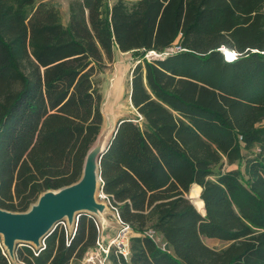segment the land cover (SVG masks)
I'll return each instance as SVG.
<instances>
[{"label":"trees","instance_id":"1","mask_svg":"<svg viewBox=\"0 0 264 264\" xmlns=\"http://www.w3.org/2000/svg\"><path fill=\"white\" fill-rule=\"evenodd\" d=\"M114 49L137 62L135 117L116 121L98 161L130 228L127 259L107 261L264 264V0H69L64 25L48 1L0 0V209L79 178L102 122L94 77ZM98 235L79 213L37 248L17 243L13 260L0 244V264H81Z\"/></svg>","mask_w":264,"mask_h":264},{"label":"water","instance_id":"2","mask_svg":"<svg viewBox=\"0 0 264 264\" xmlns=\"http://www.w3.org/2000/svg\"><path fill=\"white\" fill-rule=\"evenodd\" d=\"M223 51L225 49L221 47V52ZM105 144L96 150L92 157L88 154V149L80 176L75 182L58 189L44 190L25 211L11 212L0 209V237L8 256L12 257L16 243L32 242L34 247H38L42 238L63 218L70 221L72 225L73 215L76 216L82 212L93 214L90 211L92 207L101 209V205L94 201L93 195L95 189L98 187L100 190L101 187L98 161ZM187 198L192 205L196 201L189 195ZM201 209L202 212L196 210L203 214V207Z\"/></svg>","mask_w":264,"mask_h":264},{"label":"rangeland","instance_id":"3","mask_svg":"<svg viewBox=\"0 0 264 264\" xmlns=\"http://www.w3.org/2000/svg\"><path fill=\"white\" fill-rule=\"evenodd\" d=\"M175 49V45H173L171 48H169V51H172ZM223 54V53H222ZM144 57L150 59L155 57L150 52H146L144 54ZM137 62V56L132 52H126L124 54H118L116 57H113L111 61L105 62V66L101 69L99 73H97L94 77L97 87L100 93V110L104 113V123L102 124L100 131L98 133L97 139L99 136H103L104 144L109 139L115 119L119 117H129L134 118L135 117V111L130 106L128 97H127V90H128V79L130 76L131 69L133 65ZM96 140H94V145L96 143ZM93 147V145H92ZM91 147V148H92ZM245 154L249 153L248 151L244 152ZM227 168H236V165H229ZM99 183V181H97ZM196 190V189H195ZM195 190H193L191 193L188 192L187 195H189L192 198L197 199L198 195L196 196ZM199 190V187H198ZM99 189L98 187L94 191V201L96 203H101V209L92 215L97 224L100 227V230L103 231L102 236H105L106 232L111 233L109 236H105L102 238L103 242L108 241L111 239L116 232L120 228V224L117 222V220L114 217L113 211L110 209L109 206H107V203L104 198H101L99 195ZM35 201H33L31 204H33ZM30 204V205H31ZM194 205L197 207V201L194 202ZM29 207V206H28ZM89 214L87 212H82ZM106 216V218H105ZM76 216H72V220H74ZM61 224L65 225L66 228L70 227V221H68L66 218H63L60 220ZM110 227H112L110 230ZM155 240L157 241L156 235H154ZM203 243L207 245L210 248H213L215 250L222 249L224 247H227L230 242L229 241H222L212 238H206L201 237ZM23 244L31 245L33 246V243L31 242H20ZM17 244V243H16ZM15 244V245H16ZM15 247V246H14ZM93 256L91 262H86V258L88 256ZM10 259V257H9ZM98 257H94V249L91 248L88 250V252L85 254V257L80 260L81 264H97ZM103 264H111L110 261H104Z\"/></svg>","mask_w":264,"mask_h":264},{"label":"built area","instance_id":"4","mask_svg":"<svg viewBox=\"0 0 264 264\" xmlns=\"http://www.w3.org/2000/svg\"><path fill=\"white\" fill-rule=\"evenodd\" d=\"M176 48H177V46H175V49ZM151 54H153L155 57H158L160 55L166 54V52L159 53V54L152 52ZM229 55H231L233 57L232 59H234L236 57V52L233 50H228V52L223 51L224 60H228V61L232 60V59L228 58ZM98 195L101 198L105 199L107 206H109L110 209L113 211L115 219L120 224V228L111 239H109L106 242H103L102 241L103 239L100 236V227L98 225L99 235H98L97 240L95 241L94 246L92 247L94 249V257H98L97 264H103L104 261L106 262L107 261V255L111 250H113L114 253L122 256L124 259H127V256H128V238L130 236V228L127 224H125L119 220L117 213H116V209L108 203L105 195L100 190H99ZM71 226L69 228H71ZM147 234H148V236L153 237L152 231H148ZM40 243H41V241H40ZM40 243H39V245H40ZM0 244H1L2 248L4 249V251L6 252L4 246L2 245L1 237H0ZM35 248H37V247H35ZM6 254H7V252H6ZM7 256H8V254H7ZM8 257H10V256H8ZM84 257H85V255L83 256V258ZM92 258H93V256L90 255L85 260H86V262H91ZM10 260H13V255H12V257H10Z\"/></svg>","mask_w":264,"mask_h":264},{"label":"crops","instance_id":"5","mask_svg":"<svg viewBox=\"0 0 264 264\" xmlns=\"http://www.w3.org/2000/svg\"><path fill=\"white\" fill-rule=\"evenodd\" d=\"M34 1H35V3L39 2V1H48V2H50V3H52V4H54V5L56 6L57 10H58V14H59L60 22H61L63 25L66 24V22H67V17H68V2H69V0H34ZM108 1L111 2L112 0H108ZM124 53H126V52H120V51L114 49V50H113V56H112V58H113V57H116L118 54H124ZM129 80H130V76H129V79H128L127 97H128V94H129ZM128 101H129V98H128ZM129 104H130V102H129ZM130 106H131V104H130ZM131 107H132V106H131ZM133 110H134V109H133ZM100 111H101V115H102V122H101V125H100V128H101L102 124L104 123V116H103L104 113L102 112V110H100ZM121 117H122V116H121ZM121 117H119V118H121ZM119 118H116V119H115V123H116V121H117ZM115 123H114V125H115ZM113 128H114V127H113ZM99 131H100V129H99ZM98 133H99V132H98ZM97 136H98V134H97ZM97 136H96L95 140L97 139ZM106 142H107V141H106ZM92 145L94 146V141H93V143L91 144V146L89 147V149L92 147ZM111 229H112V227H110V230H111ZM111 231L113 232V230H111ZM102 234H103V231L100 230V236H101L102 238H104L105 236H109L111 233L106 232L104 237L102 236ZM156 237H157V239L160 238L158 235H157Z\"/></svg>","mask_w":264,"mask_h":264},{"label":"bare ground","instance_id":"6","mask_svg":"<svg viewBox=\"0 0 264 264\" xmlns=\"http://www.w3.org/2000/svg\"><path fill=\"white\" fill-rule=\"evenodd\" d=\"M222 48H223V47H222ZM224 49H225V48H224ZM225 51L228 52L227 49H225ZM152 52H153V51H150V53H152ZM103 145H104V139H103V136L101 135V136H99V138L97 139L95 145H94L92 148L89 149L88 154L92 157V156L94 155V153L96 152V150L102 148ZM91 162H92V164H94V161H93V160H92ZM195 200H196V199H195ZM195 202H196V201H195ZM97 204L101 205V203H97ZM193 205H194V203H193ZM194 206H195V205H194ZM195 208H196V207H195ZM196 209H197V208H196ZM197 210H198V209H197ZM90 211H91L92 213H96V212L99 211V209H95L94 207H92ZM198 211H199V210H198ZM200 212H202V211H200ZM105 218H106V216H105Z\"/></svg>","mask_w":264,"mask_h":264},{"label":"snow or ice","instance_id":"7","mask_svg":"<svg viewBox=\"0 0 264 264\" xmlns=\"http://www.w3.org/2000/svg\"><path fill=\"white\" fill-rule=\"evenodd\" d=\"M229 59H232L233 57L231 56V55H229V57H228Z\"/></svg>","mask_w":264,"mask_h":264}]
</instances>
